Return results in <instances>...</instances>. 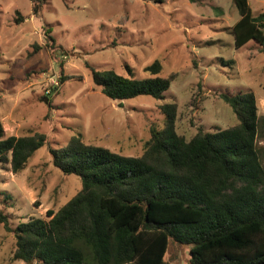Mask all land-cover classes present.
<instances>
[{
    "label": "rangeland",
    "instance_id": "374dc122",
    "mask_svg": "<svg viewBox=\"0 0 264 264\" xmlns=\"http://www.w3.org/2000/svg\"><path fill=\"white\" fill-rule=\"evenodd\" d=\"M33 0H0V124L7 135L46 133L54 148L65 147L72 136L85 143L137 156L162 129L160 105L177 104V132L187 140L198 131H213L238 122L218 94L249 88L264 115V53L251 40L236 47L232 31L239 20L233 0H47L42 17L32 11ZM254 15L264 0H249ZM20 12L25 18H15ZM65 54L60 83V60L46 48L43 27ZM42 48L35 54L33 45ZM162 62L161 76L175 77L163 99L140 95L111 100L95 86L91 70L114 69L136 78L150 76L146 67ZM58 81L52 88L51 80ZM259 146L264 140L258 138ZM81 188L76 174L54 166L48 145L40 147L27 167L13 173L0 163V211L13 226L31 217L46 218ZM16 239L0 223V264L15 260ZM189 247L170 242L169 264H190Z\"/></svg>",
    "mask_w": 264,
    "mask_h": 264
},
{
    "label": "trees",
    "instance_id": "16d2710c",
    "mask_svg": "<svg viewBox=\"0 0 264 264\" xmlns=\"http://www.w3.org/2000/svg\"><path fill=\"white\" fill-rule=\"evenodd\" d=\"M47 0H33L42 17ZM240 18L232 31L236 47L253 40L264 53V10L254 15L249 0H233ZM16 23L25 17L18 12ZM46 48L60 60L63 47L43 27ZM42 46L33 45L31 54ZM96 87L111 100L150 95L163 99L175 75L161 76L162 62L136 78L88 64ZM56 89V88H55ZM238 122L213 131L198 129L189 140L176 129L177 104L160 105L162 129L151 128L141 155L115 152L74 135L54 148L46 133L7 135L0 124V163L13 173L48 145L52 163L81 179L79 191L46 218L12 225L0 211V223L16 239L13 258L26 264H169L170 242L189 247L190 264H264V115L254 91L239 88L218 94Z\"/></svg>",
    "mask_w": 264,
    "mask_h": 264
},
{
    "label": "built area",
    "instance_id": "2783aa9c",
    "mask_svg": "<svg viewBox=\"0 0 264 264\" xmlns=\"http://www.w3.org/2000/svg\"><path fill=\"white\" fill-rule=\"evenodd\" d=\"M51 82H52V86H53V87H52V88L49 87V88L47 89V92H51V90H53V88H55V87L58 85V81H56V80H54V79H52Z\"/></svg>",
    "mask_w": 264,
    "mask_h": 264
}]
</instances>
